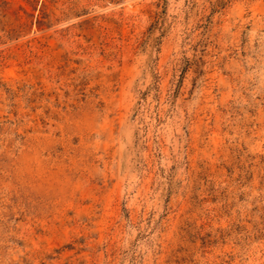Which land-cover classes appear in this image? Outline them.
<instances>
[{"label":"rangeland","instance_id":"374dc122","mask_svg":"<svg viewBox=\"0 0 264 264\" xmlns=\"http://www.w3.org/2000/svg\"><path fill=\"white\" fill-rule=\"evenodd\" d=\"M0 264H264V0H0Z\"/></svg>","mask_w":264,"mask_h":264}]
</instances>
